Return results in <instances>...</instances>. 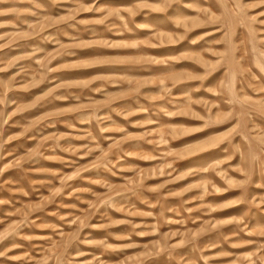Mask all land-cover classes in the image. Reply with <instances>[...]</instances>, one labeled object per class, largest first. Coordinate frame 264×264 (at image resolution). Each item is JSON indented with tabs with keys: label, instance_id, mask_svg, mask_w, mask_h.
Masks as SVG:
<instances>
[{
	"label": "rangeland",
	"instance_id": "obj_1",
	"mask_svg": "<svg viewBox=\"0 0 264 264\" xmlns=\"http://www.w3.org/2000/svg\"><path fill=\"white\" fill-rule=\"evenodd\" d=\"M0 264H264V0H0Z\"/></svg>",
	"mask_w": 264,
	"mask_h": 264
}]
</instances>
